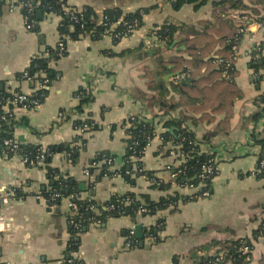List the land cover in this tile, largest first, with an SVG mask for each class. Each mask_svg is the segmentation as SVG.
I'll use <instances>...</instances> for the list:
<instances>
[{
  "label": "crops",
  "instance_id": "1",
  "mask_svg": "<svg viewBox=\"0 0 264 264\" xmlns=\"http://www.w3.org/2000/svg\"><path fill=\"white\" fill-rule=\"evenodd\" d=\"M64 1L78 10L90 7L98 16L114 9L126 15L143 10L148 14L141 28L118 42L109 35L97 41L90 36L67 40L66 55L51 64L58 78L44 103L19 106L13 111L18 124L11 139L19 147L36 146L46 151L62 145L79 148L77 139L82 136L87 142L75 165L66 154L58 153L51 157L49 166L78 183L81 198L95 202L98 216L115 195H146L158 202L174 193L181 197L195 193L197 188L188 191L173 183L170 170L183 160L176 152L172 154L178 148L175 143L164 139L167 133L175 138L178 131L177 126L168 124L183 120V127L201 144V151L214 155L218 163L211 195L190 202L180 200L176 210L148 216L140 213L135 220L122 217L93 221L80 236L78 252L72 254L74 260L82 264H173L174 260L199 264L216 250V244L252 239L257 231L264 232V179L258 177L262 148L252 138L264 140V115L254 121L264 110L260 102L264 81H257L251 67L256 44L264 47V29L251 23L241 40L234 83L242 98L234 104L227 129L222 125L223 115L209 113L204 118L205 113L194 111L203 103L200 96L180 103L181 93L173 89V83L185 80L177 79L182 75L174 71V58L192 60L191 41L216 27V17H230L238 24L240 11L224 2L249 5L250 0H200L197 5L181 6L179 0ZM22 8L18 0H0V85L8 93L19 91L29 98L35 92L32 85L18 81L17 76L29 69L35 57L58 47L61 18H41L39 32L35 33L26 27ZM164 24L178 27L171 47L155 37V30ZM166 106H173L168 114ZM79 107L82 112H78ZM62 111L65 114L61 115ZM132 118L154 123L156 136L146 148L142 164L144 171L171 185L167 191L152 188L145 176L133 177L131 182L120 175L99 177L100 172L95 170L90 178L92 162L104 153L114 159L112 170L123 168L126 122ZM86 120L100 129L84 133L75 127L76 122ZM173 128L176 131L172 133ZM20 156L6 152L0 155V264H65L69 257V217L74 215L70 201L64 198L60 206L50 207L41 196L50 187L47 165L44 162L30 167ZM13 189L21 190L25 197L16 200L9 196L11 199L2 203ZM159 221L164 222V231L159 233L158 243V238L144 232L157 227ZM139 226L142 239L136 235ZM130 231H134V238L129 247ZM263 257L264 234L254 242L248 264H260Z\"/></svg>",
  "mask_w": 264,
  "mask_h": 264
},
{
  "label": "trees",
  "instance_id": "2",
  "mask_svg": "<svg viewBox=\"0 0 264 264\" xmlns=\"http://www.w3.org/2000/svg\"><path fill=\"white\" fill-rule=\"evenodd\" d=\"M33 3L34 11L31 12L27 2L18 1V5H23L22 14L29 17V24L32 32H39V24L43 19H38V13L42 14V18L49 15H56L61 18L58 26V33L64 43L67 40L79 41L83 37L90 36L94 41L99 40L103 36H111L115 42L125 37L131 36L134 32H130V27L138 30L143 25V18L148 14L147 10L138 11L134 14H124L122 11L114 9L105 11L98 16L90 7L81 10L70 8L64 0H27ZM200 0H179V5L198 4ZM231 6L232 10H238V24L230 17H216L217 26L213 29L201 34L198 38L191 41V50L189 54L192 60L181 57L174 58L172 64L174 71L180 75L185 74L186 79L178 84L173 83V89L181 93L180 103L185 100L200 96L203 103L194 111L205 113L204 118L208 115H223L222 125L227 129L233 118V109L236 100L242 98V92L234 83L238 76L236 64L238 59V49L241 43L242 34L240 33L241 23L250 25L251 23L262 24L264 27V0H250L249 5H245L240 1L224 2ZM247 18V21L244 19ZM178 27L172 24H164L155 30V37L164 43L167 47H171L175 43V36ZM237 47V52L233 51V47ZM264 52V47L261 48ZM59 49L48 48L46 54L35 57L29 69L25 72L31 78L30 84L34 89V94L28 98L22 106L35 107V103L41 105L49 94L51 84L58 78V73L51 67L53 62L60 59ZM262 52V53H263ZM66 55V52L62 54ZM218 58V59H217ZM222 60L220 63L218 60ZM226 62H230L228 68ZM251 67L258 76L257 81H264V56L261 59H254ZM205 70V73L203 71ZM17 76L18 81H26L24 74ZM262 74V75H260ZM38 85L40 88L38 89ZM202 91V94L198 92ZM15 93H21L16 91ZM15 94L8 93L5 88L0 89V115L4 116L5 107L9 108V113L5 119L0 116V140H8L12 138L14 126L18 123L14 120L13 111L15 107L12 105ZM260 102L264 103V94ZM82 103H85L83 100ZM167 107V108H166ZM165 113L168 114L173 106H166ZM78 112H82V107L78 108ZM65 114L64 111L61 112ZM264 115V110L259 112L254 121L258 122ZM212 120V119H211ZM183 120L178 123L168 124L169 127L175 125L178 127L175 138L168 133L164 139L171 140L179 148L177 151L180 155L179 159L183 163L172 168L171 173L175 174L173 183L182 189L197 188L192 195L181 197L177 193L161 198L158 202L153 201L149 196L136 195L128 193L126 195H115L109 202L104 205L101 214H95V202L83 200L81 198V190L76 181L66 178L58 170L49 166L50 159L53 155L64 153L68 156L72 165L79 160L80 150L84 148L86 140L82 136L78 137L77 143L79 148L58 146L52 147L46 151L41 147H19V153L33 162L34 165L28 163L30 167L38 166L41 156L45 157L47 165L48 178L50 181L49 189L43 191L41 196L48 201V205L60 206L62 199L68 198L70 203L74 205V215H70L69 232L70 241L68 245V258L65 264H82L75 261L72 254L78 252L80 245V236L93 223L107 221L110 218L130 217L135 220L141 213V216L156 215L161 211L168 209L176 210L180 200L183 202L194 201L203 197V194H212L213 179L218 172H214L209 178L202 180L201 177L206 175L205 169L209 166L211 156L203 153L198 144H200L194 134L183 127ZM27 125V123L25 122ZM77 129L84 130V133L98 131L100 128L92 121H78L75 123ZM126 154L124 158V166L121 170H112L114 159L112 156L104 153L96 157L92 162L93 169L89 170L90 178L94 171H99L100 176H116L120 175L131 182L134 178L145 176L152 184V188L160 191H167L171 188L170 184H164L152 172H146L143 169L142 159L146 148L155 138V126L152 122H146L139 118H132L126 122ZM256 145H260L262 153L258 162L259 178L264 179V140L255 136L252 137ZM12 140V139H11ZM2 149L4 147L2 146ZM135 166L137 171H135ZM92 187V184L90 185ZM13 199L20 200L25 197L19 189H13ZM145 211V212H143ZM164 231V222L159 221L158 226L151 228L150 231L144 232L145 236L151 234L160 242L159 233ZM264 234L262 230L257 231L252 239H243L239 241H231L216 244L214 252L206 258H203L199 264H248L254 250V242ZM247 251V252H245ZM1 257V251H0ZM173 264H179L174 260ZM260 264H264V257Z\"/></svg>",
  "mask_w": 264,
  "mask_h": 264
},
{
  "label": "built area",
  "instance_id": "3",
  "mask_svg": "<svg viewBox=\"0 0 264 264\" xmlns=\"http://www.w3.org/2000/svg\"><path fill=\"white\" fill-rule=\"evenodd\" d=\"M18 1H24V2H27V5H28V7L30 8L29 10L31 11V12H33L34 11V5H32V3L30 2V1H27V0H18ZM23 6V5H22ZM244 21H247V18H245L244 19ZM24 22H25V25H26V27L28 28V30H31V25L29 24V17H27V16H24ZM260 28H262V29H264V27L262 26V24H257ZM248 26L249 25H247V24H245V23H241L240 24V27H241V30H240V33L242 34V37H241V40H242V38H243V36H244V34H246V32H247V30H248ZM130 32H134V30H135V28L134 27H130ZM263 46L261 45V44H256V48H255V51H256V59H261L262 58V55L264 56V52H263V49L261 50V48H262ZM58 49H59V55H62L64 52H65V44H64V41L61 39V41H60V43L58 44ZM233 51L236 53L238 50H237V47L235 46V47H233ZM263 52V53H262ZM218 59V58H217ZM218 62H220V63H222L223 61L222 60H218ZM226 65H227V67L229 68L230 67V62H226ZM260 75H262V74H260ZM263 75H264V73H263ZM258 76L259 75H256L255 74V77H256V79H258ZM24 77H25V79H26V81L27 82H31V78L28 76V74L27 73H25L24 74ZM177 79H179V80H184V79H186V75L185 74H183L182 76H179V77H177ZM40 88V86L38 85V89ZM26 101H28V97L26 96V95H24V94H22V93H18V94H15V99L13 100V103H12V105L15 107V109H16V107H19L20 105H23ZM35 105H38L37 103H35ZM14 109V110H15ZM5 114H4V116H1L2 117V119H5V117H6V115H8V113H9V109H8V107H5ZM62 115V114H61ZM82 131H84V130H82ZM81 131V132H82ZM199 145V147L201 148V144H198ZM2 146L4 147V149H2ZM179 150V148H177L175 151H173L172 152V154L173 155H175V152L178 154V151ZM2 152H6V153H10L11 155H13V156H19V146L13 141V140H11V139H8V140H4L3 142L0 140V155H1V153ZM179 155V154H178ZM209 156H211L213 159H211L210 160V163H209V166L205 169V173H206V175H203L202 177H201V179L202 180H205V179H207V178H209V176H212L213 174H214V172H218V163H217V161H216V157L214 156V155H209ZM21 157V160H22V162L24 163V164H28V163H30L31 165H34V163L33 162H29V159L28 158H26V157H24V156H20ZM38 159H40V161H39V163L38 164H43L44 162H45V157L44 156H41L40 158H38ZM262 167H264V164H262ZM173 168V167H172ZM135 171H137V167L135 166ZM171 171V170H170ZM172 174V173H171ZM86 175L88 176L89 174H88V172L86 171ZM175 174H172V178L174 179L175 178ZM196 188H185V190H188V191H192V190H195ZM9 196H11V197H13L14 195H13V192H11V194H9V195H7V197H5L3 200H2V203H7L8 201H9V199H11V198H9ZM209 196V194L208 193H205V194H203V197H208ZM69 207H70V211L74 214L75 212H74V210H75V208H74V205L72 204V203H70L69 204ZM143 212H145V211H143ZM134 238V231H130V233H129V235H128V238H127V245L130 247L131 246V244H132V239ZM245 252H247V251H245ZM250 260V259H249Z\"/></svg>",
  "mask_w": 264,
  "mask_h": 264
},
{
  "label": "water",
  "instance_id": "4",
  "mask_svg": "<svg viewBox=\"0 0 264 264\" xmlns=\"http://www.w3.org/2000/svg\"><path fill=\"white\" fill-rule=\"evenodd\" d=\"M41 18H42V14L39 12L38 13V19H41ZM0 89H2V85H0ZM174 131H176V128L172 129V133ZM136 235H137V238L142 239V233H141V227L140 226L136 228ZM141 245H142V243H141Z\"/></svg>",
  "mask_w": 264,
  "mask_h": 264
}]
</instances>
